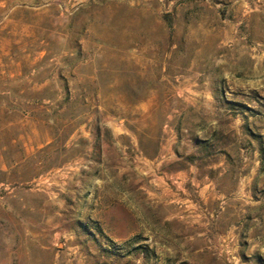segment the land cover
Wrapping results in <instances>:
<instances>
[{"label": "rangeland", "instance_id": "1", "mask_svg": "<svg viewBox=\"0 0 264 264\" xmlns=\"http://www.w3.org/2000/svg\"><path fill=\"white\" fill-rule=\"evenodd\" d=\"M0 264H264V0H0Z\"/></svg>", "mask_w": 264, "mask_h": 264}, {"label": "crops", "instance_id": "2", "mask_svg": "<svg viewBox=\"0 0 264 264\" xmlns=\"http://www.w3.org/2000/svg\"><path fill=\"white\" fill-rule=\"evenodd\" d=\"M236 191L240 193V191H241L240 183L238 184L237 188H235V192H236Z\"/></svg>", "mask_w": 264, "mask_h": 264}]
</instances>
